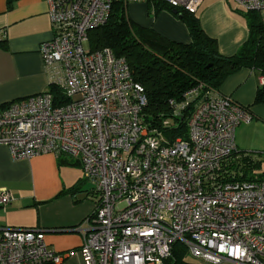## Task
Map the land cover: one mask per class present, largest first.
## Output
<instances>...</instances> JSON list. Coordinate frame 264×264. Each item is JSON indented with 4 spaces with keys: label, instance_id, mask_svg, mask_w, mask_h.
Masks as SVG:
<instances>
[{
    "label": "built area",
    "instance_id": "obj_1",
    "mask_svg": "<svg viewBox=\"0 0 264 264\" xmlns=\"http://www.w3.org/2000/svg\"><path fill=\"white\" fill-rule=\"evenodd\" d=\"M114 1L47 0L52 36L40 53L48 87L0 105V144L13 159L53 153L81 166L94 205L80 264H170L176 241L200 263L264 264V178L227 169L235 128L250 114L197 84L169 100L171 116L159 126L148 124L126 59L89 51L87 31L105 23ZM122 1L195 13L202 0ZM233 1L264 21V0ZM51 85L66 101L54 103ZM186 111V139L169 140L162 128ZM11 199L0 189V207ZM73 253L49 247L42 229L0 226V264H61Z\"/></svg>",
    "mask_w": 264,
    "mask_h": 264
},
{
    "label": "crops",
    "instance_id": "obj_2",
    "mask_svg": "<svg viewBox=\"0 0 264 264\" xmlns=\"http://www.w3.org/2000/svg\"><path fill=\"white\" fill-rule=\"evenodd\" d=\"M126 13L169 40L190 41L185 23L166 7L154 12L152 3L127 2ZM196 15L222 55L235 53L248 36L246 15L233 0H202ZM51 36L47 0H0V105L47 89L40 47ZM260 76L255 69L241 68L218 90L248 108L251 120L235 128L234 142L236 151L248 154L259 167L264 160V103H255L254 97ZM81 173L78 163H61L53 153L13 159L0 144V189L12 196L0 207V226L42 229L49 247L74 252L61 264H80L77 250L94 205ZM77 183L78 189L71 190Z\"/></svg>",
    "mask_w": 264,
    "mask_h": 264
},
{
    "label": "trees",
    "instance_id": "obj_3",
    "mask_svg": "<svg viewBox=\"0 0 264 264\" xmlns=\"http://www.w3.org/2000/svg\"><path fill=\"white\" fill-rule=\"evenodd\" d=\"M152 5L154 12L165 7L176 10L175 14L187 27L190 41L169 40L152 28L132 21L126 13V2L122 0L112 3L104 24L87 31L90 52L108 48L115 56L126 59L133 80L144 89L146 104L142 114L148 124L159 126L163 119L171 116L169 100H179L197 84L219 92L223 80L241 68L255 69L264 76V21L258 13H245L248 36L235 53L225 56L218 51L215 39L202 30L196 12L175 9L159 1ZM49 92L57 101L55 104L66 101L58 87L51 85ZM254 101L264 103V85L258 87ZM240 106L248 112L247 107ZM187 115L186 111L175 118L171 126L162 128L169 140L186 139ZM57 157L61 163H77L64 155ZM258 166L248 154L236 151L235 160L228 163L227 169L241 171L240 179H262L264 172H254ZM79 185L75 184L71 190H77ZM166 263L204 264L192 260L180 241L173 243Z\"/></svg>",
    "mask_w": 264,
    "mask_h": 264
},
{
    "label": "rangeland",
    "instance_id": "obj_4",
    "mask_svg": "<svg viewBox=\"0 0 264 264\" xmlns=\"http://www.w3.org/2000/svg\"><path fill=\"white\" fill-rule=\"evenodd\" d=\"M262 167V168H261ZM258 171H260L261 172V169L262 170H264V160H262V166H258L257 168H256ZM82 174V177H83V172L81 173ZM84 178V177H83ZM82 187L83 188H85V189H90L92 186H91V184H90V182H88V181H86L85 179L82 181ZM192 260H194V261H197L195 258H193V257H191V256H189Z\"/></svg>",
    "mask_w": 264,
    "mask_h": 264
},
{
    "label": "water",
    "instance_id": "obj_5",
    "mask_svg": "<svg viewBox=\"0 0 264 264\" xmlns=\"http://www.w3.org/2000/svg\"><path fill=\"white\" fill-rule=\"evenodd\" d=\"M174 13H176V10H173Z\"/></svg>",
    "mask_w": 264,
    "mask_h": 264
}]
</instances>
